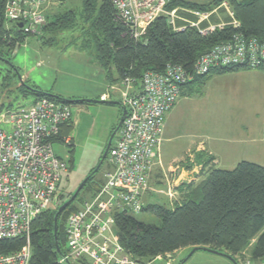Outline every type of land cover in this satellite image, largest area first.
I'll use <instances>...</instances> for the list:
<instances>
[{
	"label": "trees",
	"instance_id": "trees-1",
	"mask_svg": "<svg viewBox=\"0 0 264 264\" xmlns=\"http://www.w3.org/2000/svg\"><path fill=\"white\" fill-rule=\"evenodd\" d=\"M225 1L234 16L233 21L224 28H216L207 34L195 27L176 31L167 17L161 16L147 28L144 35L135 38L130 28L117 19V11L111 0H82L79 7H64L62 4L70 2L66 1L57 9L52 8L48 12L40 34L24 33L16 23L6 20V0H0V57L12 63L8 55L29 37L41 36L43 44H49L58 33L80 29L84 41L81 47L92 48L110 84L133 78L136 80V87H139L145 72L161 73L168 64H175L193 76L183 86L181 97L192 95L200 93L215 75L253 69L231 65L213 68L205 75L193 74L197 60L217 45L234 41L238 36L264 42V0H213L206 4L170 0V9L184 7L201 12L212 11ZM234 21L240 25L236 27ZM71 44L76 45L77 41ZM260 67L264 71V63ZM13 68L14 71L9 70V74L5 76L0 69V80L3 77L0 89L8 93L17 91L26 103L21 106L33 104L43 98L56 99L71 107L75 104L91 103L75 100L80 99L76 97L58 95L52 90H43L27 79L18 82L16 80L20 69L16 66ZM118 102L119 105H107L119 107L121 119L124 107L121 101ZM11 108H14L12 103L6 105L0 99V112ZM74 126L72 116L63 124L60 133L53 137V142H62L65 136H70ZM116 128L110 133V137ZM73 146L72 143L70 147ZM103 153L104 151L102 155ZM196 158L204 168H208L206 178L199 183L181 184L177 189L182 193V201L175 202L173 208L162 204L143 207L144 211L160 218V225L143 222L126 211L114 213L115 229L121 244L134 259L144 263L161 255L197 246L228 251L237 261V255L243 254L254 241L251 257L254 260H264V166L244 160L234 169H221L213 165L214 156L197 153ZM106 161L109 162L108 157L104 163ZM69 162L71 170L75 164L74 149H71ZM96 174L58 216V244L62 255L66 247L65 227L68 217L78 211L85 201L93 198L105 183L104 177L95 180ZM74 193L75 190L67 198L62 197L63 200L58 206L43 212L33 221L30 264H87L82 261L60 263L62 255L57 252L55 217L59 207ZM25 244L23 238L0 240V254L14 253Z\"/></svg>",
	"mask_w": 264,
	"mask_h": 264
},
{
	"label": "built area",
	"instance_id": "built-area-1",
	"mask_svg": "<svg viewBox=\"0 0 264 264\" xmlns=\"http://www.w3.org/2000/svg\"><path fill=\"white\" fill-rule=\"evenodd\" d=\"M69 0H6L5 18L27 34H40L48 12L55 4ZM117 19L128 26L135 38L146 33L159 17L166 16L174 30L195 27L204 34L226 24L202 28L206 12L182 7L168 8L170 0H111ZM187 10L198 20L179 14ZM19 23L23 27H19ZM238 27L240 24L234 21ZM264 63V42L256 38L236 37L215 46L194 66V76L213 68L242 65L256 69ZM193 79L184 69L168 64L164 72L147 71L136 87L135 79L123 80L122 104L127 114L112 143L108 161L112 171L98 193L84 202L67 219L65 253L60 263L82 261L87 264H147L134 259L121 244L115 229V212L143 211V195L149 189V174L160 162L161 134L167 114L179 101L183 86ZM73 116L72 107L56 99L43 98L27 106L0 112V240L23 238L18 251L0 254V264H30L33 221L54 208L68 159L57 154L53 137ZM70 147L71 136L61 142ZM245 264H264L248 259Z\"/></svg>",
	"mask_w": 264,
	"mask_h": 264
},
{
	"label": "rangeland",
	"instance_id": "rangeland-1",
	"mask_svg": "<svg viewBox=\"0 0 264 264\" xmlns=\"http://www.w3.org/2000/svg\"><path fill=\"white\" fill-rule=\"evenodd\" d=\"M69 1L62 5L64 7L68 5L79 7L82 2V0ZM60 5L61 3L55 4L53 8L57 9ZM75 41H77V44L72 45L71 43ZM83 42L80 29L73 32L58 33L53 40H50V43L48 42L49 44H43L41 36H31L23 44L16 46L17 48L8 55L9 57L7 56L11 59V64L0 59V69L3 76H5L9 74V70L14 71L13 66H16L20 69L23 80L27 79L33 85L44 90L52 89L56 92H63L66 96H83L84 99H88L85 96H89V92L95 94L99 90L101 91L106 83V87L110 89V94L113 96L111 99L122 103V99L119 98L122 97L125 88L123 81L113 85L110 84L106 79V72L95 58L92 48L83 49L81 47ZM4 49L6 51L7 47ZM2 79L3 77L0 80V87L3 82ZM16 81L19 82V78ZM210 88H206L205 93L207 94L203 97L195 95L191 98L183 97L180 99L179 111L181 109L180 112H183L182 130L184 133L178 131L177 125L175 127L177 132L175 131V133L184 134L185 136L188 134L193 135L196 142L209 141L211 137L226 140L232 131L241 129L246 122L245 120H251V117L244 113L241 105L239 106L241 100H243L242 94L225 95L223 102L225 109H228V113L219 115L217 113L219 106L215 100L217 93L210 90ZM1 89V103L4 102L6 105L12 103L14 108L26 104L17 91H9L8 93L6 91L2 92ZM72 112L77 121L71 132V136L75 139V146L68 147L61 142H57L54 149L57 154L68 159V161L71 149H74L75 164L63 178L58 194V202L54 207L62 202V197L67 198L76 190L91 171L97 167L100 156L108 144L110 133L118 126L121 116L119 107L101 103L75 104L72 105ZM263 117L264 115L261 116L260 120H263ZM0 129L11 131V126L0 123ZM118 136L119 131L113 142ZM180 140L183 139L180 138ZM190 157L193 158V156ZM259 162L264 166V158ZM221 164V168L234 169L238 163L235 165L232 163ZM110 171H112V166L106 161L94 179L104 177L106 181L107 174ZM157 197L162 204L168 205L160 196ZM151 202H154V199L151 201L146 200L144 206H148ZM167 207L171 208L169 205ZM133 215L149 224L160 225L161 223L157 215L148 211L143 210L139 213H133ZM253 244L254 241L251 242L249 248L243 254L237 255L238 264H245L248 259L254 260L251 257ZM191 251V248H183L173 254L158 256L147 264H236L231 258L222 254L201 249L190 255ZM222 251L229 254L228 251Z\"/></svg>",
	"mask_w": 264,
	"mask_h": 264
},
{
	"label": "crops",
	"instance_id": "crops-1",
	"mask_svg": "<svg viewBox=\"0 0 264 264\" xmlns=\"http://www.w3.org/2000/svg\"><path fill=\"white\" fill-rule=\"evenodd\" d=\"M185 1L206 4L213 0ZM206 13L208 14V18L204 19L201 23V27L204 29L210 25L229 24L233 21V12L226 1L214 10ZM179 14L189 20H198L196 15L187 10H180ZM106 86L107 84L105 83L101 91L99 90L95 94L89 92V96L85 97L88 99L102 98L113 100L111 99L113 96L110 94V89ZM209 86L214 88L211 89ZM206 88H210V90L217 93L215 100L219 106L217 110L219 115L228 113V109H225L223 97L235 93L236 95L242 94L243 100H241L239 106L241 105L244 113L251 117V120H245L246 122L240 130L232 131L226 140L219 137H211L209 141L196 142L193 139V135L188 134L185 136L184 134L175 133V131L177 132L175 130L176 125L178 131L184 133L182 130L184 121L183 112H180L181 109L179 111L180 99L183 97L191 98L195 95L203 97L207 94L205 93ZM203 90L200 93L181 97L167 114L161 134L160 162L156 163L150 171L149 189L142 197L143 204L146 200L151 201L152 199H154V202L148 205L162 204L157 196L164 199L172 208L175 202L179 203L182 201V193L177 189L181 184L199 183L206 178L208 168H204L203 164L197 161V153H207L214 156L215 161L213 165L216 168H221V163H232L235 165L244 160L259 164V161L264 158V117L263 120H260L261 116L264 115V71L261 69H250L224 75H215L209 80ZM53 92L65 97H76L66 96L63 92ZM221 95L223 96L221 97ZM76 98H83V96ZM73 121L76 125L77 121L74 115ZM188 132L190 131L188 130ZM71 138L75 146V139L72 136ZM180 138L183 140H180ZM190 156H193V158Z\"/></svg>",
	"mask_w": 264,
	"mask_h": 264
},
{
	"label": "water",
	"instance_id": "water-1",
	"mask_svg": "<svg viewBox=\"0 0 264 264\" xmlns=\"http://www.w3.org/2000/svg\"><path fill=\"white\" fill-rule=\"evenodd\" d=\"M19 27H23V24L22 23H19ZM1 60L9 63L10 61L9 60H6L4 58H1ZM17 70V69H16ZM18 78L21 82H23V78L21 76V74H18ZM75 100H79V101H85V102H91V103H101V104H113V105H119V102L118 101H115V100H110V99H75ZM127 114V110L126 108L123 109V115L119 121V124L116 128V130L114 131V133L112 134L110 140H109V143H108V146L107 148L105 149L103 155H102V158L99 162V164L97 165V167L94 169L93 173H96L100 170L101 166L103 165L104 161L106 160V158L108 157V153H109V150H110V147H111V144H112V140H113V137L115 134H117L118 130L121 128L122 124H123V120H124V117L126 116ZM91 176H87L83 181L82 183L78 186V188L76 189L75 193L72 195V197L66 201L64 204H62L59 209H58V212H57V215L55 217V240H56V244H57V252L62 255V251L59 247V244H58V216L59 214L68 206L70 205L76 198L77 196L79 195V193L81 192V190L84 188L85 184L87 183V181L89 180ZM206 250V251H209V252H213V253H218V254H222L224 256H227L229 258H231L236 264H238V262L235 260V258L226 253V252H223V251H220V250H215V249H212V248H209V247H206V246H197V247H194L192 249V251L190 252V255H192L194 252H196L197 250Z\"/></svg>",
	"mask_w": 264,
	"mask_h": 264
},
{
	"label": "flooded vegetation",
	"instance_id": "flooded-vegetation-1",
	"mask_svg": "<svg viewBox=\"0 0 264 264\" xmlns=\"http://www.w3.org/2000/svg\"><path fill=\"white\" fill-rule=\"evenodd\" d=\"M115 136H116V134L114 135L113 140H114ZM110 138H111V137H110ZM113 140H112V142H113ZM107 146H108V145H107ZM106 148H107V147H106ZM106 148H105V149H106ZM104 151H105V150H104ZM96 173H97V172H96ZM96 173H93V171H92V173H90L89 175L92 177V176L95 175ZM89 175H88V176H89ZM91 177L89 178V180L91 179ZM77 188H78V187H77ZM75 191H76V190H75ZM71 197H72V196H71ZM71 197H70V198H71ZM70 198H69V199H70ZM69 199H68V200H69ZM68 200H67V201H68Z\"/></svg>",
	"mask_w": 264,
	"mask_h": 264
}]
</instances>
